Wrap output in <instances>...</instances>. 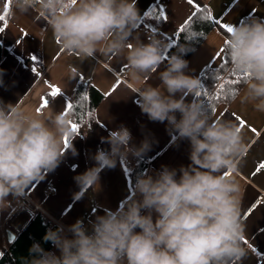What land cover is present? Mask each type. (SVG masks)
Segmentation results:
<instances>
[{"label": "clouds", "instance_id": "1", "mask_svg": "<svg viewBox=\"0 0 264 264\" xmlns=\"http://www.w3.org/2000/svg\"><path fill=\"white\" fill-rule=\"evenodd\" d=\"M17 12H34L46 21L66 55L123 61L126 78L140 85L134 91L142 113L151 121H167L174 139H187L191 161L179 170L162 166L155 176L138 175L133 194L115 211L96 216L91 231L82 220L68 226L71 238L63 226L49 229L43 239L60 254L33 243L31 259L22 264H243L249 249L242 243L246 225L239 175L250 145L240 124L213 119L202 100L186 102L199 97L202 86L188 73L183 57L189 47L180 45L166 57L160 85L152 86L147 78L160 69L169 44L152 33L147 43L140 39L136 0H12L10 15ZM232 28L223 48L228 71L243 75V81L230 101L264 113V19ZM68 75L74 77L76 69L69 66ZM37 109L0 100V212L26 198L33 182L59 166L66 149L76 154L71 144L65 146L70 118L52 107ZM130 141L123 125L110 132V150H98L96 166L74 178L82 192L98 188L100 172L114 168L118 159L140 157L150 148L147 140L139 147Z\"/></svg>", "mask_w": 264, "mask_h": 264}, {"label": "crops", "instance_id": "2", "mask_svg": "<svg viewBox=\"0 0 264 264\" xmlns=\"http://www.w3.org/2000/svg\"><path fill=\"white\" fill-rule=\"evenodd\" d=\"M136 6L141 16L136 29L140 39L147 43L148 34L152 33L169 44L160 69L147 78V83L152 86L160 85L158 75L166 66L167 53L177 40L184 22L197 7H208L223 28L225 24L231 27L239 25L249 16L264 19V0H198V4L193 5H189L188 0H136ZM11 7L12 0H0V16L5 17L0 21V44L7 50L0 62V70H3L0 100L40 107L42 101L48 99L49 105L42 110L52 107L54 111L65 114L74 89L82 81L92 84L102 97L95 110L94 122L67 137L66 147L71 144L76 154L73 155L71 148L66 149L59 166L46 173L43 180L33 182L27 190V196L41 204L71 238L67 228L77 220H82L91 231V223L96 216L119 208L133 194L138 175L155 176L162 166L179 170L181 166L190 164V142L178 136L174 139L176 134L170 131L167 121H151L142 113L136 103L138 94L134 91L140 85L122 77L126 69L123 61L104 57L82 61L78 56L66 55L53 40L46 21L37 19L34 12H17L13 17L10 15ZM223 43L222 31L214 29L191 56L184 58L189 62L188 73L200 78L204 68L218 66L222 60ZM213 51L215 54L211 56ZM213 61L216 64H212ZM69 66L76 69L72 78L68 75ZM51 87H58L60 96L51 97ZM185 99L191 102L197 97ZM177 116L179 118V114ZM236 117L245 122L242 129L250 145L239 175L243 189L241 219L246 225L242 243L249 249V256L243 264H264V171L253 175L257 166L264 162V113L256 112L251 104H241L236 100L226 107H219L214 119L232 120L239 124ZM70 122L71 126L73 122ZM121 125L129 129L131 145L139 147L147 140L149 150L140 157L130 155L127 160L118 159L114 168L100 172L98 188L82 192L74 178L96 166L93 157L98 150H110L106 138ZM77 193H81L78 199ZM32 216L33 213L15 201L9 209L0 212L1 252L10 244L8 234L12 233L15 240ZM54 250L55 246L51 252Z\"/></svg>", "mask_w": 264, "mask_h": 264}, {"label": "trees", "instance_id": "3", "mask_svg": "<svg viewBox=\"0 0 264 264\" xmlns=\"http://www.w3.org/2000/svg\"><path fill=\"white\" fill-rule=\"evenodd\" d=\"M201 11L188 22L183 25V31H179L177 40L169 49L167 55H172L177 51L180 45H187L189 51L183 58L191 56L207 39L210 33L218 28L222 31L224 43L228 36V32L223 28L212 16L208 7L200 8ZM211 16V19H207ZM255 16L244 18L240 24L247 22ZM259 18V17H255ZM181 27V28H182ZM223 43V44H224ZM7 54V50L0 44V62ZM222 60L216 67L207 66L200 75L201 89L200 96L197 99L202 100L208 108L209 115L214 119L216 111L219 107L228 106L231 95H220L219 86L226 83L225 92L228 89L236 92L242 87L243 75L228 71L229 60L225 50L221 48ZM223 66V67H222ZM219 95V99H216ZM86 97V99H81ZM71 104L73 110L66 114L77 125V130L72 131L71 134L80 132L85 126L91 125L95 120V110L102 100L98 90L89 82L82 81L74 89L71 97ZM59 227L51 218L47 217L41 212L33 213L30 221L24 228L18 232L17 238L10 243L2 252L0 257V264H22L24 259H31L29 249L33 243H39L45 250L51 252L54 245L48 241H44L43 237L49 229L55 230Z\"/></svg>", "mask_w": 264, "mask_h": 264}, {"label": "snow or ice", "instance_id": "4", "mask_svg": "<svg viewBox=\"0 0 264 264\" xmlns=\"http://www.w3.org/2000/svg\"><path fill=\"white\" fill-rule=\"evenodd\" d=\"M188 3H189V5H193L194 3L198 4V0H188ZM6 7H7V5H6ZM200 11H201V9H200L199 7H197V8L195 9V11H193V12L190 14V16L188 17V20H186V21L184 22V24L187 25L188 22H189L190 20H192V19L197 15V13H199ZM4 19H5L4 16H0V21H3ZM207 19H211V16H208ZM224 28L226 29V31H227L228 33H231V32L233 31V28H232L230 25L225 24V25H224ZM183 30H184V28L182 27V28H181V31H183ZM222 67H223V66H222ZM226 83H231V81H228V82H226ZM226 83H222V84H220V86H219L220 95H235V92L232 91L231 89H228L227 92L224 91L225 88H226ZM60 92H61V90H60L58 87H51L50 96H51V97H58V96H60ZM215 98H216V99H219V95H218L217 97H215ZM81 99H82V100H83V99H86V97H81ZM48 105H49V100H48V99H44V100L42 101L41 106L38 107L37 110L40 111V110H42V108L47 107ZM72 110H73V105H72L71 103L67 104L65 115L71 113ZM236 119L239 121V124H240L241 128H243V127L245 126V122H244L243 120H241L239 117H236ZM70 123H71V122H70ZM71 127H72V130H73V131H76V130H77V125L72 124ZM252 131H253V132H256V129H252ZM67 144H68V140H67V137H66V138H65V146H67ZM261 171H264V162L260 163V164L257 166V168L255 169V172L253 173V175H255L256 173H259V172H261Z\"/></svg>", "mask_w": 264, "mask_h": 264}, {"label": "built area", "instance_id": "5", "mask_svg": "<svg viewBox=\"0 0 264 264\" xmlns=\"http://www.w3.org/2000/svg\"><path fill=\"white\" fill-rule=\"evenodd\" d=\"M125 72H126V69L123 71L122 77L124 79H127L125 76ZM19 205L26 208L31 213H35L39 211L43 213L44 215H46L47 217L54 219V217L48 211H46L45 208L41 204L33 202L28 196L26 198H23L22 201L19 203Z\"/></svg>", "mask_w": 264, "mask_h": 264}, {"label": "water", "instance_id": "6", "mask_svg": "<svg viewBox=\"0 0 264 264\" xmlns=\"http://www.w3.org/2000/svg\"><path fill=\"white\" fill-rule=\"evenodd\" d=\"M8 241L9 243H12L14 241V235L12 233L8 234ZM2 255V252L0 251V257Z\"/></svg>", "mask_w": 264, "mask_h": 264}, {"label": "rangeland", "instance_id": "7", "mask_svg": "<svg viewBox=\"0 0 264 264\" xmlns=\"http://www.w3.org/2000/svg\"><path fill=\"white\" fill-rule=\"evenodd\" d=\"M213 40V39H212ZM211 40V41H212ZM215 54V51H213L212 52V55L211 56H213ZM221 58H222V54H221ZM217 62V61H216ZM215 63V61H213V63L212 64H214ZM216 64V63H215ZM54 253L56 254V255H59L60 253H59V251L55 248V250H54Z\"/></svg>", "mask_w": 264, "mask_h": 264}]
</instances>
